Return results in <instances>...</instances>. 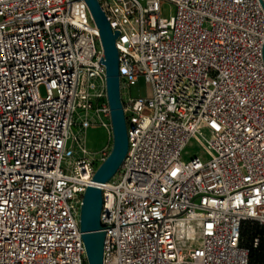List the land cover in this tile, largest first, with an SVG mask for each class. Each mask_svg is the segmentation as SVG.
Masks as SVG:
<instances>
[{
    "label": "built area",
    "instance_id": "obj_1",
    "mask_svg": "<svg viewBox=\"0 0 264 264\" xmlns=\"http://www.w3.org/2000/svg\"><path fill=\"white\" fill-rule=\"evenodd\" d=\"M98 1L120 90L152 86L121 99L103 264H253L241 229L264 225V0ZM103 58L85 0H0V264H89L80 209L112 146L90 157L72 129L113 138Z\"/></svg>",
    "mask_w": 264,
    "mask_h": 264
},
{
    "label": "water",
    "instance_id": "obj_2",
    "mask_svg": "<svg viewBox=\"0 0 264 264\" xmlns=\"http://www.w3.org/2000/svg\"><path fill=\"white\" fill-rule=\"evenodd\" d=\"M99 29L106 66L108 101L111 110L112 148L99 165L83 194L80 229L89 264H103L105 231L100 219L103 196L100 184L108 182L119 170L128 150L127 123L120 94L118 31H113L98 0H85Z\"/></svg>",
    "mask_w": 264,
    "mask_h": 264
},
{
    "label": "rangeland",
    "instance_id": "obj_3",
    "mask_svg": "<svg viewBox=\"0 0 264 264\" xmlns=\"http://www.w3.org/2000/svg\"><path fill=\"white\" fill-rule=\"evenodd\" d=\"M171 11H173V6L171 4L164 5L163 12L165 16H168ZM120 91L121 99L126 101L131 97L151 96L152 86L150 83L146 82L143 77H140L136 84L129 86H125L122 80ZM41 93L42 95L45 94L44 87L41 88ZM72 134L80 139V143H82V140H85V146L90 153V157H92L93 154H97L105 145L110 144L112 146V140H109L108 130L101 125H91L86 130H82L79 125H76L72 129ZM73 148L78 154L80 153L77 143L73 142ZM200 150V147L196 144H190L186 148L187 154L185 155V159H188L191 154H199ZM63 165L64 167L67 166V161H65Z\"/></svg>",
    "mask_w": 264,
    "mask_h": 264
},
{
    "label": "trees",
    "instance_id": "obj_4",
    "mask_svg": "<svg viewBox=\"0 0 264 264\" xmlns=\"http://www.w3.org/2000/svg\"><path fill=\"white\" fill-rule=\"evenodd\" d=\"M241 244L249 249L250 262L264 264V225L247 220L241 229Z\"/></svg>",
    "mask_w": 264,
    "mask_h": 264
}]
</instances>
